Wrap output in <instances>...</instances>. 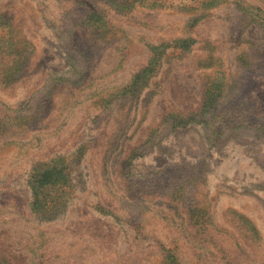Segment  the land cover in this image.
Instances as JSON below:
<instances>
[{
	"label": "rangeland",
	"instance_id": "1",
	"mask_svg": "<svg viewBox=\"0 0 264 264\" xmlns=\"http://www.w3.org/2000/svg\"><path fill=\"white\" fill-rule=\"evenodd\" d=\"M0 264H264V0H0Z\"/></svg>",
	"mask_w": 264,
	"mask_h": 264
},
{
	"label": "trees",
	"instance_id": "2",
	"mask_svg": "<svg viewBox=\"0 0 264 264\" xmlns=\"http://www.w3.org/2000/svg\"><path fill=\"white\" fill-rule=\"evenodd\" d=\"M47 175V174H46ZM35 194H36V191H35Z\"/></svg>",
	"mask_w": 264,
	"mask_h": 264
}]
</instances>
